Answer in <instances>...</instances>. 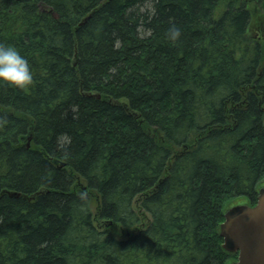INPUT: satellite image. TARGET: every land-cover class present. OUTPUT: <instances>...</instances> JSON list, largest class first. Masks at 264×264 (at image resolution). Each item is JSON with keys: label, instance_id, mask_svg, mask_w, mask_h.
Instances as JSON below:
<instances>
[{"label": "trees", "instance_id": "trees-1", "mask_svg": "<svg viewBox=\"0 0 264 264\" xmlns=\"http://www.w3.org/2000/svg\"><path fill=\"white\" fill-rule=\"evenodd\" d=\"M259 17L252 35L248 0H0L33 73L0 81V264L236 261L220 224L264 181Z\"/></svg>", "mask_w": 264, "mask_h": 264}, {"label": "water", "instance_id": "water-1", "mask_svg": "<svg viewBox=\"0 0 264 264\" xmlns=\"http://www.w3.org/2000/svg\"><path fill=\"white\" fill-rule=\"evenodd\" d=\"M219 230L222 248L237 255V260L229 264H264V187L258 190L255 205L228 207Z\"/></svg>", "mask_w": 264, "mask_h": 264}, {"label": "clouds", "instance_id": "clouds-1", "mask_svg": "<svg viewBox=\"0 0 264 264\" xmlns=\"http://www.w3.org/2000/svg\"><path fill=\"white\" fill-rule=\"evenodd\" d=\"M178 29L173 36L178 35ZM33 80V73L28 59L14 45L0 43V81L24 89Z\"/></svg>", "mask_w": 264, "mask_h": 264}, {"label": "rangeland", "instance_id": "rangeland-1", "mask_svg": "<svg viewBox=\"0 0 264 264\" xmlns=\"http://www.w3.org/2000/svg\"><path fill=\"white\" fill-rule=\"evenodd\" d=\"M248 1H249V8L254 12V19L252 20L250 33L252 35H255L254 33H257L256 30L258 29L259 20L261 21V18L259 17V15H264V9L261 7V11L258 12V15H257L256 10H255V8L257 7V2H255L256 0L255 1L248 0ZM263 3H264V1H263ZM262 27H264V23L262 24ZM260 33L264 35V28L262 31H260ZM262 186H264V181L262 183ZM262 186H260L259 188H261ZM247 201L248 200L245 198H237L234 200L233 206L238 205V204H246ZM95 209H96V207H95Z\"/></svg>", "mask_w": 264, "mask_h": 264}, {"label": "bare ground", "instance_id": "bare-ground-1", "mask_svg": "<svg viewBox=\"0 0 264 264\" xmlns=\"http://www.w3.org/2000/svg\"><path fill=\"white\" fill-rule=\"evenodd\" d=\"M93 95V94H92ZM98 96V98H100V95H97ZM136 114V113H135ZM61 166H64V163H61L60 164ZM69 166V165H68ZM84 187V186H83ZM145 196H146V194H145ZM139 199L141 200V196L139 197ZM111 222V221H110ZM103 227V226H102Z\"/></svg>", "mask_w": 264, "mask_h": 264}, {"label": "flooded vegetation", "instance_id": "flooded-vegetation-1", "mask_svg": "<svg viewBox=\"0 0 264 264\" xmlns=\"http://www.w3.org/2000/svg\"><path fill=\"white\" fill-rule=\"evenodd\" d=\"M248 202V201H247ZM251 202V201H250ZM250 202H248L250 204ZM251 205H252V202H251Z\"/></svg>", "mask_w": 264, "mask_h": 264}]
</instances>
